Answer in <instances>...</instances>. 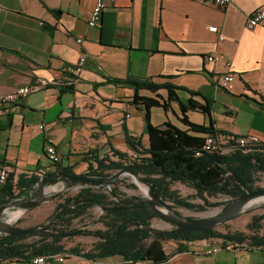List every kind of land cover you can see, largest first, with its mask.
<instances>
[{"label": "crops", "instance_id": "obj_1", "mask_svg": "<svg viewBox=\"0 0 264 264\" xmlns=\"http://www.w3.org/2000/svg\"><path fill=\"white\" fill-rule=\"evenodd\" d=\"M94 3L0 0V97L19 87H33L40 79L56 82L19 99L0 119V167L7 168L13 182L35 175L38 168L45 173L54 170L45 154L47 147L59 154L62 166L80 176L89 163L95 167L94 158L116 160L111 151L130 154L125 133L148 146L144 108L132 104V89L116 87L106 78L131 76L175 86L184 105L190 98L199 105L210 103L218 134L255 136L264 145V28L246 26L247 17L264 8V0H230L223 10L205 7L200 0H106L100 26L89 28L86 21ZM210 26L218 28L222 42L208 31ZM76 38L82 39L81 46ZM81 51L86 58L80 76H63L61 68L73 64ZM214 53L222 59L208 63L206 57ZM226 62L234 73L233 93L216 82L228 70ZM149 116L154 127L170 123L186 130L179 123L176 103L166 111L152 108ZM186 116L196 125L209 123V117L196 110ZM37 185L27 199L37 196ZM44 191L49 193V186ZM22 215L11 209L7 221L16 225ZM218 241L195 242L174 254L175 246L165 244L164 251L172 255L162 264H251L241 258L243 252L262 251L203 253L206 242ZM0 264L28 262L12 259ZM62 264L147 263L126 262L119 256L86 260L68 255Z\"/></svg>", "mask_w": 264, "mask_h": 264}, {"label": "trees", "instance_id": "obj_2", "mask_svg": "<svg viewBox=\"0 0 264 264\" xmlns=\"http://www.w3.org/2000/svg\"><path fill=\"white\" fill-rule=\"evenodd\" d=\"M2 66L11 68L4 63ZM106 82L116 87L132 89V104L141 105L145 110L144 124L148 146L143 147L140 138L125 133L124 141L130 154L111 151V156L116 160L109 157L94 158L95 167L89 163L86 173L80 176L90 177L98 183L81 184L83 187L76 195L59 197L58 200L61 201L55 205L48 219V222L52 219L50 232L55 235H0V261L21 259L29 262L37 255L67 253L86 260L119 256L126 262L162 264L172 255L164 251L166 242L169 241V244L175 246L174 254L185 252L192 243L209 239H218L234 245L245 243L250 250L264 251V214L251 217L247 225L248 235L221 233L212 228L152 236L146 228L150 226L153 215L136 209L142 207L141 205L115 202L116 198L123 199V195L116 188L121 180L114 181L110 185V191L100 183L114 173L125 170L140 183L148 186L154 196L174 207L193 212H204L207 208L218 206L225 208L244 193L260 189L255 184L257 175L264 173V145L260 142L246 146L230 143L225 152L206 151L204 136L217 134L208 101H205V105H199L190 98L184 105L176 93L179 88L170 84L159 85L152 79L140 80L127 76L124 79L106 78ZM262 102L264 105V101ZM170 103L178 105L179 123L186 130H179L170 123H164L160 127L151 124L149 110L161 108L166 111ZM194 110L209 117L207 126L196 125L188 120L187 111ZM53 166L54 170L42 177L19 176L16 182H13L12 176L9 175L0 189V207L17 199L29 198V192L41 180H44V186H53L65 178L76 177L69 167L60 163ZM175 183L192 189L194 193L182 197L178 190L173 189ZM218 196H225L229 201L209 202V198ZM139 198L132 196L129 199ZM192 200H199L201 203H193ZM92 207L103 210L96 221L101 224L102 229H69L74 220L82 218ZM77 236H92L96 241L88 250L80 245L67 248L63 243L64 240ZM30 238L35 239L28 242Z\"/></svg>", "mask_w": 264, "mask_h": 264}, {"label": "built area", "instance_id": "obj_3", "mask_svg": "<svg viewBox=\"0 0 264 264\" xmlns=\"http://www.w3.org/2000/svg\"><path fill=\"white\" fill-rule=\"evenodd\" d=\"M202 5L205 7H215L217 9L223 10L227 8L230 3V0H200ZM106 8V0H95V3L92 9L89 12L86 25L89 28H98L101 24L102 14ZM246 26L248 29H254L256 27H263L264 28V8L258 9L251 13L247 17ZM208 31L213 33L217 36V42L220 43L224 40L223 35L219 32L216 26L208 27ZM75 42L77 45L81 46L82 39L76 38ZM86 55L83 51H81L80 55L78 56L77 60L67 66H63L61 68V73L63 76H68L72 79H76L80 76L83 71L84 63H85ZM222 59V56L218 53L211 54L206 57V61L208 63H214ZM225 67L228 69L226 72L221 73L216 80L217 85L220 89L225 92L233 93L234 92V73L230 70L231 64L229 62L225 63ZM56 84L53 80H46L40 79L37 81V84L33 87H19L15 89L13 92L6 94L0 97V107L2 111L0 112V119L2 116L8 115L12 106L19 100V99H26L28 98L33 92L38 91L40 89L47 88L48 86ZM76 104V102H75ZM42 128V127H40ZM204 149L206 151H218V152H225L226 147L230 145V143H237L241 146L246 145H253L259 143V140L255 136H244V137H235L233 135H206L204 136ZM46 157L48 161L53 165L59 163L60 156L59 154L52 148L47 147L45 150ZM45 174V171L42 168H38L35 171V175L38 177H42ZM8 178V170L6 167H0V189H2L5 181ZM205 249L203 253L206 255L216 254L222 250L225 251H235V250H246L248 246L243 244H231L223 241H218L217 243H205ZM68 256L67 253H59L54 255H37L30 259L28 264H62L66 257Z\"/></svg>", "mask_w": 264, "mask_h": 264}, {"label": "water", "instance_id": "obj_4", "mask_svg": "<svg viewBox=\"0 0 264 264\" xmlns=\"http://www.w3.org/2000/svg\"><path fill=\"white\" fill-rule=\"evenodd\" d=\"M128 175L137 180L135 176L131 173L120 170L108 179L101 182L100 184L107 188L109 184L114 182L121 176ZM138 181V180H137ZM61 187L56 193H47L44 191V180H41L38 183L37 196L33 199H17L5 206L0 207V235H9V236H26L31 234H40V235H55L50 232V224L52 219L45 225H40L36 227L20 228L15 225H11L7 221L8 212L11 209H17L21 214H24L27 211H31L45 203L57 200L63 192L69 190L72 185L76 184H96L98 183L94 179L86 176H76L65 178L59 182ZM58 184V183H57ZM115 202L118 204L126 205H139L142 204V207L136 208L147 212L154 217H158L163 222L167 223L170 226V229L160 230L155 229L151 226L146 228L152 236L163 235L167 233H176V232H190V231H200L204 229L216 228L219 225L226 224L231 220L239 217L244 214L252 205L264 202V189H259L251 192H246L243 195L234 199L230 204L223 209V211L213 217L201 219V220H186L182 217L172 206H170L166 201L157 198L153 195L152 191L147 188V194L140 197L137 200H132L129 198H116ZM135 209V208H134Z\"/></svg>", "mask_w": 264, "mask_h": 264}, {"label": "rangeland", "instance_id": "obj_5", "mask_svg": "<svg viewBox=\"0 0 264 264\" xmlns=\"http://www.w3.org/2000/svg\"><path fill=\"white\" fill-rule=\"evenodd\" d=\"M121 180L120 183L117 184V190L123 195V198H130L132 196L135 197H144L145 191H147L148 186L140 183L139 181L135 180L134 178L125 175L119 178ZM133 185V187L131 186ZM258 188L264 189V173L257 175V182L255 184ZM60 183L49 186V193H56L60 189ZM83 186L81 184L72 185L69 190L62 193V195H70L74 196L78 193V191ZM174 188L179 191L182 197L190 196L194 193V191L190 188L183 186L180 183H175ZM110 189V186H109ZM143 190V191H142ZM105 191V190H104ZM106 192V191H105ZM61 195V196H62ZM60 196V197H61ZM59 199V198H58ZM54 200L48 203H45L28 213H24L18 220H16L17 227L26 228L22 226H26L29 224H33L36 226L45 225L48 223V219L51 216L53 208L55 205L60 202L61 200ZM229 200L225 196H218L217 198H209V202L214 203H227ZM193 203H201L199 200H192ZM170 206L174 208L184 218H194L197 220L210 218L220 214L224 206H218L214 208H207L204 212H193L186 210L184 208H178L171 205L167 202ZM103 213V210L99 207H92L88 209L87 213L80 219L74 220L69 227V229H76V230H89L95 231L101 228V224L97 223L98 217ZM264 214V202H259L252 205L244 214L240 215L239 217L231 220L230 222L219 225L216 227V230L221 233H242L243 235H248L247 225L251 220L253 215H262ZM21 221V222H20ZM20 222V223H19ZM264 225V220L262 221ZM35 226V227H36ZM151 227L160 230L170 229V226L160 220L158 217H154L151 220ZM35 238H30V240H34ZM96 240L95 237L92 236H77L71 240H64V244L67 248L74 247L76 245H80L83 249H88L91 247L92 243ZM169 242V241H168ZM166 244L169 245V243ZM243 260H247L248 263H261L264 264V251H249L243 252L241 255Z\"/></svg>", "mask_w": 264, "mask_h": 264}, {"label": "bare ground", "instance_id": "obj_6", "mask_svg": "<svg viewBox=\"0 0 264 264\" xmlns=\"http://www.w3.org/2000/svg\"><path fill=\"white\" fill-rule=\"evenodd\" d=\"M119 178H120V177H119ZM119 178H118V179H119ZM132 178H133V177H132ZM118 179H116V180H118ZM116 180H115V181H116ZM135 180H136V179H135ZM112 183H113V182H112ZM112 183H111V184H112ZM111 184H109V185L107 186L108 189H109V186H110ZM142 191H143V190H142ZM145 193L147 194V191H145ZM16 214H17V213H16ZM16 216H17V215H15L14 218H15Z\"/></svg>", "mask_w": 264, "mask_h": 264}, {"label": "flooded vegetation", "instance_id": "obj_7", "mask_svg": "<svg viewBox=\"0 0 264 264\" xmlns=\"http://www.w3.org/2000/svg\"><path fill=\"white\" fill-rule=\"evenodd\" d=\"M139 205H141V206H142V204H139Z\"/></svg>", "mask_w": 264, "mask_h": 264}]
</instances>
